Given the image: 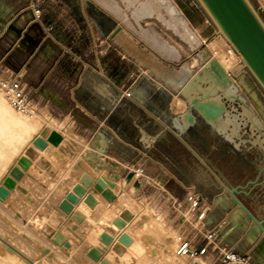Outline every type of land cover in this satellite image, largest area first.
Instances as JSON below:
<instances>
[{
  "label": "crops",
  "instance_id": "0c3cea01",
  "mask_svg": "<svg viewBox=\"0 0 264 264\" xmlns=\"http://www.w3.org/2000/svg\"><path fill=\"white\" fill-rule=\"evenodd\" d=\"M17 1L0 0V71L20 75L36 112L19 116L0 104V164L8 157L9 167L15 165L22 150L46 129L48 145L33 157L46 175L57 173L46 159L57 154L60 165L87 164L117 180H126L142 166L139 192L145 197L155 188L158 195L161 190L172 191L174 201L188 206V191L194 189L211 202L202 237L191 240L193 247L201 248L204 231L216 228L221 247L247 253L255 263L264 264V233L228 189L237 187L240 200L264 220V137L256 128L257 122L264 130V102L247 67L227 71L243 102L230 98L229 88L217 85L212 72L205 70L213 56L197 66L194 53L182 55L178 43L165 38L156 54L144 41L138 48L124 31L116 36L122 27L117 19L107 13L114 20L107 29L94 12L102 10L85 0H77L76 6L69 0H30L41 7L39 18L30 3L20 6ZM152 6L146 13L153 15L145 17L155 16L178 33L177 20ZM197 13L204 16L200 25L211 26L196 0H189L186 10H177L192 25ZM167 44L178 53H168ZM151 57L177 74L160 72ZM185 65L192 70L182 85H176ZM125 89L131 91L130 97L124 95ZM194 97L220 98L224 111L211 122L193 110L190 122L186 114ZM37 126L39 132L30 134ZM53 133L56 144L48 140ZM201 257L209 264H223L220 251L212 247Z\"/></svg>",
  "mask_w": 264,
  "mask_h": 264
},
{
  "label": "rangeland",
  "instance_id": "374dc122",
  "mask_svg": "<svg viewBox=\"0 0 264 264\" xmlns=\"http://www.w3.org/2000/svg\"><path fill=\"white\" fill-rule=\"evenodd\" d=\"M18 1H20V3ZM18 1L17 3H19L20 6L21 5L23 6L24 4H26V2H28V4L30 3V0H18ZM69 1L71 2V4L75 6L78 5L77 0H69ZM116 1L119 3L121 11L125 12L128 15L129 22L128 20L126 21L123 14L122 16L114 12H111L112 13L111 14L110 11L107 10L106 7L98 0H85L86 5L100 8L102 11H105L110 16L117 19L122 26L121 30L124 31L129 38H131L133 44H135L136 47L138 48L141 45V42L144 41L145 44L148 45V47L145 45L144 47H147L148 48L147 50L150 53L156 54V52L158 51L157 49L162 47V43L164 41L163 39L165 38L168 39L171 44H175V42H177L178 44L175 45L180 50L182 55L188 53H194L195 57L197 58V60H195L197 66L200 65L201 59L213 56V52L216 55V57H218L224 62V66L226 70L230 69L231 71L236 72L240 67L239 65L243 64L237 52L229 44L230 42L228 43L227 40L224 38V36L218 32L216 25L213 23V21L210 18L209 19L211 21V26L205 28L204 25H200L201 20L204 18L203 15L197 13L196 20L194 19V21H192L193 22L192 25L187 23L188 20H184L183 18L181 19V15L176 13L177 14L176 19L178 20L177 22L180 30L177 29L175 30L179 33L178 34L171 28L167 27V25H165L161 20H159L155 16L143 17L142 19H140V23H139L135 19V16L133 14L135 10L134 5L129 4L125 0H116ZM139 1H146V0H137L136 2L139 3ZM151 1L154 4L156 3V0H151ZM251 1L256 8L262 9L261 15L264 19V0H251ZM164 2L166 5H169L171 3L172 5L174 4L173 6H175L176 9L179 11L181 9L186 10L189 6V0H165ZM196 3L199 7H202L201 4L198 2V0H196ZM202 9L205 13L203 7ZM161 11L163 15L166 16L167 18L171 17L165 5L161 7ZM136 22L139 24H137ZM185 26L188 28L187 30H189L191 33L185 29ZM152 31H154V33ZM154 34L155 36H158V41L153 40ZM204 49H206L207 52H205ZM203 50L204 53H202ZM177 64H182V61L178 62ZM246 70L249 71L247 68ZM256 84H258L257 81ZM257 86L259 87L258 93H261L262 101L264 102V90L259 84ZM0 104L5 110L10 109L12 112L16 113L19 116L24 115V113H21L18 110H16L11 105L9 100L6 99L5 96L3 97L1 93H0ZM34 115L35 113H33L32 115L25 114L24 116L29 117ZM0 134L1 135L3 134L2 127H0ZM31 156L34 157V155ZM2 158L3 157L1 155L0 162L3 161ZM46 159L52 164L53 170L57 171V173L46 175L43 171L44 168L39 163H37V166L34 167L35 170L32 171V169L34 168L30 170L27 176L21 181L20 185L18 186V188L16 189L10 200L6 202L0 201V219L3 218L6 221V222L4 221L6 224L4 222H0V231H1L0 233L2 235L6 234L7 238L10 241L13 240L12 242L14 243L16 242L17 245H21L22 249L23 246H26L29 241L30 243L32 242L31 246L28 245V248L27 247L24 248H27V250L29 249V251L32 249L30 251L32 254L35 251L36 253L35 252L34 253L37 256H35L34 258L36 259V261L37 259H39L38 261H42L43 259V261L40 262L42 264H47V263L53 264V262L54 264L57 263L58 264H95V262L87 255L86 250L90 247V244L88 243V237L93 232L96 231L97 226L92 227V223L88 221L80 227L81 229L79 231H76V228L70 227L69 224L67 226L68 223L67 220L64 221V219H67V216L62 215L59 212L58 209L59 205H57L59 203L57 201H59L64 194L61 191H59L55 187V185L61 181L62 179L61 175L65 174L63 172L66 170H70L71 167L67 165L65 166L60 165L61 159L58 154L55 158H51L48 156ZM44 177L48 181L45 180ZM127 177L128 175L126 176V180L120 179L121 184L119 183V185H117V189H118L116 190L117 193L115 192L114 197L111 199V202H115L114 200H116V197L118 196V201L115 203L118 204V202H122V204H124V205H120L119 207L121 208L120 210H124L125 212H128L130 216L135 214L134 220L136 221H134L135 224L133 225L135 227L134 233L136 234V238L143 245L142 252L150 251L151 256L154 258L155 261L157 259H162L167 257V256H161L164 254L163 252L168 253L166 254L168 256L173 254V252H176L180 244V237L188 238L192 240V242L193 239L194 241L201 239L202 237L201 230L204 227L203 226L204 224L203 223L198 224L194 222V217H195L194 211L191 210L189 206L178 204L176 201H174V199L172 198L173 196L172 191H169L167 193V191L161 190L160 191L161 195L160 194L158 195L156 193L157 189L155 188L148 193L149 197H145L147 195H143L142 193L137 192L135 188H131L129 191V198H126L124 200L121 197H119V192L122 189V186L123 188H126L129 185H131L130 184L131 182H127ZM50 182H54V183H50ZM45 186L48 188V190ZM44 187L46 188L47 191L44 189ZM51 190H55L58 194L54 195L53 193L55 191L53 192ZM45 191L46 193H44ZM53 200L55 201L53 202ZM53 204H55L56 210H54ZM144 205L146 206L147 210L143 212V210L140 209ZM115 209L118 208L115 207ZM116 212L117 211L114 210V213ZM50 214L53 216H51ZM48 216L51 219L48 218ZM53 217L56 218V221L55 218L53 219ZM145 218L147 219L150 218V219L149 221H147L144 220ZM45 220L47 223L46 225L43 226V224H45L44 223ZM52 220L54 221V224L51 222ZM139 223L141 225H139ZM63 224H66L64 225L65 228H63ZM56 225H58V227ZM188 225L190 226L188 227ZM52 227L54 228L53 230ZM40 228L42 229L44 228L45 230L46 229L47 230L45 231L43 229L44 230L43 231ZM63 229L65 231H62ZM88 230H90V233L89 235L85 236L84 234L88 232ZM47 231L50 232V234ZM26 240H28V242ZM2 246L3 245L0 244V264H16L14 262H19V261L20 262L17 264H21V261L23 260L19 259L18 261L16 257H12L11 261H9L6 256V252L8 251L4 246L3 247ZM33 249L35 250L33 251ZM163 249H165L166 251L169 250V252H166L165 250L163 251ZM113 250L114 249L111 250L112 252L109 251L108 253H106L104 261L100 262V264H136L139 260L142 259V255L136 250L130 251V249H123V248L119 250H114V251ZM110 253L111 255H108ZM35 254H33V256ZM109 256H111L112 259L107 260ZM44 257L45 258L47 257V259H45V261L47 260L45 263H43ZM184 257L185 258L180 257L181 258L179 260L180 263L185 262L189 258L187 255H184ZM196 258L203 259L204 257L202 258L201 256H198ZM204 259L207 261L206 258ZM24 264L26 263L24 262ZM140 264H145V263L141 262Z\"/></svg>",
  "mask_w": 264,
  "mask_h": 264
},
{
  "label": "water",
  "instance_id": "95a60500",
  "mask_svg": "<svg viewBox=\"0 0 264 264\" xmlns=\"http://www.w3.org/2000/svg\"><path fill=\"white\" fill-rule=\"evenodd\" d=\"M198 2L216 25L218 32L241 55L245 66L264 90V19L261 15L262 9L256 8L251 0H198ZM94 12L98 17V21L102 22L107 29L114 24V20L107 13L98 9H95ZM205 70L212 72L213 80H215L217 85L223 88H229L230 98H238L244 102L241 97L236 95L234 80L218 59L212 57ZM190 102L191 106L188 108L186 114L190 122L194 121L193 110L198 111L207 120L215 122L225 108V103L224 101L221 102L220 98L200 100L198 97H194ZM256 128L264 137V130L257 122ZM33 143L41 149H44L48 145V141L41 136L36 137ZM31 163V159L26 156L18 159V165L12 167L10 171L11 175L5 178L3 185H0L1 199H6L9 196L11 190L16 187L17 180L22 178L24 171L30 167ZM133 176L134 174L131 172L128 174L127 179L129 180ZM93 182L94 179L88 173H84L80 178V182L74 185L72 190L59 203L60 208L65 212H73V217L77 221H81L84 218V214L79 210H74L75 204L79 203L83 197L85 202L91 207L97 203V199L93 193H87V187L91 186ZM228 189L238 206L264 233V220L256 217L240 200L237 195L239 189L237 187H230ZM114 223L119 227L126 225L122 217H117ZM101 240L106 244H111L114 237L108 232H103L101 234ZM119 240L126 245L132 242V238L125 232L119 236ZM88 255L98 260L102 256V252L96 247H91ZM192 264L200 263L195 261Z\"/></svg>",
  "mask_w": 264,
  "mask_h": 264
},
{
  "label": "bare ground",
  "instance_id": "6f19581e",
  "mask_svg": "<svg viewBox=\"0 0 264 264\" xmlns=\"http://www.w3.org/2000/svg\"><path fill=\"white\" fill-rule=\"evenodd\" d=\"M99 2H102L104 5H105V7H106V9L107 10H109L110 11V13L111 12H114V13H116V14H118V15H121L122 16V14H123V16H124V18L126 19V21L128 20V15L125 13V12H122L121 11V8H120V5H119V3L116 1V0H98ZM125 1H127L129 4H131V5H134L135 6V10H134V16H135V19L140 23V19L141 18H143V17H145V16H152L153 14H150V13H146V8H148L149 9V7H153L152 6V4H153V2L151 1V0H146V1H139V3L138 2H136L137 0H125ZM165 0H156V6H157V8L158 9H161V7L163 6V5H165V7L167 8V11H168V13H170V15H171V17H173V18H175L176 19V13H177V9H176V7L175 6H173L172 5V3L171 4H169V5H166L165 4V2H164ZM138 3V4H137ZM152 10V9H151ZM154 10V9H153ZM148 12V11H147ZM112 14V13H111ZM179 16V15H178ZM177 20V19H176ZM178 21V20H177ZM128 22H129V20H128ZM137 23V22H136ZM139 23H137V24H139ZM180 24V23H179ZM139 26V25H138ZM132 27V26H131ZM142 27V26H141ZM133 28H135V27H133ZM132 28V29H133ZM122 29V28H121ZM119 30L117 33H116V36L118 35V34H120V33H122V30ZM148 29V28H147ZM152 29V28H151ZM185 29L187 30L188 28L185 26ZM136 30V29H135ZM154 30V29H153ZM178 30V29H177ZM187 31H189V30H187ZM148 32V31H147ZM153 33H154V31H152ZM159 34V33H158ZM147 35V34H146ZM157 35V34H156ZM154 39L153 40H157L158 41V36H155V34H154ZM151 38V37H150ZM147 39V38H146ZM184 39V38H183ZM196 41V40H195ZM154 42V41H153ZM197 42V41H196ZM195 42V43H196ZM228 42V41H227ZM159 43V42H158ZM162 43V42H161ZM167 42H165V44H166ZM229 43V42H228ZM155 44V43H154ZM162 44H164V43H162ZM197 44V43H196ZM230 45H231V43H229ZM156 45V44H155ZM159 45V44H158ZM161 46V45H160ZM166 46V49H167V52L168 53H172L173 51L174 52H177V49L176 48H174L173 46H169V47H167L168 46V44L167 45H165ZM164 46V47H165ZM232 46V45H231ZM233 47V46H232ZM152 48V47H151ZM153 49V48H152ZM234 49V48H233ZM154 50V49H153ZM163 50H165V49H163ZM205 50V52H207V50L206 49H204ZM204 50H203V52L202 53H204ZM210 50V49H209ZM235 50V49H234ZM213 52V51H212ZM178 53V52H177ZM159 54V53H158ZM163 54V53H162ZM237 54L239 55V57L241 58V55L237 52ZM160 55V54H159ZM172 55V54H171ZM174 55V54H173ZM176 55V54H175ZM178 55V54H177ZM201 55H203V54H201ZM168 56V55H167ZM177 57V56H176ZM201 57V56H200ZM213 57H215L216 59H218V61L221 63V65L225 68V66H224V62L221 60V59H219L218 57H216V55L214 54V52H213ZM175 58V57H174ZM210 58V57H209ZM151 60L153 61V64H154V66L160 71V72H166V73H176V72H174V71H172L171 70V68L170 67H166V66H164V65H161L162 63H158L153 57H151ZM241 60H242V58H241ZM242 62H243V65H245V63H244V61L242 60ZM189 67V66H188ZM186 65L185 66H182L181 68H180V71H178V73L181 75V77L180 78H178V79H176L175 80V83H176V85H177V83L178 84H180V85H182V83H183V81L186 79V77L189 75V73H190V70H192V69H189ZM226 69V68H225ZM228 71V70H227ZM177 74V73H176ZM191 78V77H190ZM170 81H173V79L171 78L170 79ZM174 82V81H173ZM185 82V81H184ZM0 93H1V95L4 97L5 96V98L6 99H8V97L6 96V94L3 92V91H1L0 90ZM9 100V99H8ZM180 101V100H179ZM10 102V101H9ZM11 103V102H10ZM12 105V104H11ZM182 105V104H181ZM13 106V105H12ZM22 113V112H21ZM24 114H29V115H32V114H30V113H24ZM29 134V133H28ZM30 134H31V132H30ZM45 135H46V129L45 130H43L42 131V133L39 135V136H41V137H45ZM36 138V137H35ZM34 138V139H35ZM33 139V140H34ZM33 140H32V142H30L31 144H29V145H27L26 143V147H25V149L24 150H22V152H23V155L22 156H26V157H28L29 159H31V161H32V163H31V165H30V167L27 169V170H25L24 171V175L22 176V178H20V179H18L17 180V184H16V187L13 189V190H11V192H10V194H9V196L6 198V199H1L0 198V201H2V202H6V201H8V200H10V198L13 196V194H14V192L16 191V189L18 188V186L20 185V183H21V181L24 179V177H26V174H28V173H26V171L28 172L29 170H31L32 168H34L35 167V165H36V160L37 159H33V157L31 156V155H35L34 153L38 150V149H40L41 151L42 150H44V149H41V148H39L38 146H36L34 143H33ZM48 140L49 141H52L54 144H56V142H58V137L53 133V134H49L48 135ZM27 142V141H26ZM24 145V144H23ZM52 146V145H51ZM87 146V145H86ZM48 152V151H47ZM37 153V152H36ZM43 153V152H42ZM42 153H41V155H42ZM45 154H48V153H46L45 152ZM22 156H19V158L20 157H22ZM18 157V156H17ZM46 157V156H45ZM19 158H17V161H16V163H15V165H18V159ZM44 157H42V159H43ZM41 160V159H40ZM38 161H39V159H38ZM15 162V161H14ZM85 162V161H84ZM83 162V163H84ZM82 163V164H83ZM40 164V163H39ZM14 164H13V166H11V168L9 167V169H8V174L5 176V178L7 177V176H9V175H11L10 174V171H11V169H12V167H14L15 166ZM79 165H80V163L78 164V162L76 163L75 162V164L73 165V166H71V168H70V170H66L67 172L65 173V174H63V175H61L62 176V179H61V181L58 183V184H54L55 185V187L59 190V191H61L64 195L60 198V200L59 201H57V202H61L64 198H65V196H66V194L69 192V191H71L72 190V188L74 187V185H76L77 183H79L80 182V178L82 177V173H88L93 179H94V182H93V184L91 185V186H89V187H87V193H93V195L96 197V199H97V203L95 204V206H93V207H91L88 203H86L85 202V200H84V197L80 200V202L79 203H77V204H75V207H74V210H79V205H80V203L81 202H83L87 207H88V209H89V211H88V213L87 214H85V213H83L84 214V218L81 220V221H77L74 217H73V212H71V213H67V212H65L62 208H60V206H58V209H59V212L62 214V215H66L67 216V219H64V221L65 220H67V226H68V224H69V226L70 227H74V228H76V231H79L81 228V226L82 225H84L86 222H88V221H90L91 223H92V227L93 226H99L101 229H103V231L101 232V234L103 233V232H108L109 234H111L113 237H114V240H113V242L111 243V244H106V243H104L102 240H101V235H100V237H99V239H100V241H101V243L103 244V247L102 248H98L101 252H102V256L100 257V259H98V260H96V259H94V258H92L90 255H88V251L90 250V248L92 247L91 245H90V247L86 250L87 251V255L95 262V264H100V262H102V261H104V259H105V255H106V253H108L109 251H111L112 249H114V250H119V249H121V248H123V249H130V251H133V249H134V245H136V244H139V248L138 249H136V251L137 252H139L141 255H142V261L141 260H139L136 264H140L141 262H144L145 264H170V262H171V264H192L193 262H199L200 264H207L206 263V261L204 260V259H200V258H193L192 259V261H188V260H186L185 262H182V263H180V259L181 258H185L184 257V255H181V254H178L177 253V251L176 252H173V254H171L170 256H168V255H166V254H168V253H165V252H163L164 254L163 255H161V256H167L166 258H162V259H157V260H155L154 261V258L151 256V252L150 251H146V252H142L143 251V245L141 244V242L136 238V234L134 233V221H136V220H134V218H135V214L134 215H129L128 214V212H125L124 210H120L121 208H119L120 207V205H124V204H122V202H118V204H116L115 202H117L118 201V196L116 197V200H114L115 202H111V199L114 197V194H115V192L117 193V191L116 190H118L117 189V185H119V183L121 184V180L120 179H115L116 177H114V176H111V178H109L108 176H106V174H104V172L103 171H101L100 170V172L99 171H97V169H94L92 166H90V165H87L86 164V167L84 168V166L85 165H83V167H79ZM37 166V165H36ZM82 168H83V170H82ZM96 168V167H95ZM33 170H35V168L34 169H32V171ZM106 171V170H105ZM108 171V170H107ZM26 173V174H25ZM101 173H103V175L102 176H99V175H101ZM106 173V172H105ZM99 176L98 178L97 177H95V176ZM107 175H108V173H107ZM60 177V176H59ZM5 178L3 179V181H1L0 182V185H3L4 184V180H5ZM61 178V177H60ZM120 178V177H119ZM44 179H45V177H44ZM45 180H47V179H45ZM60 180V179H59ZM48 181V180H47ZM58 182V181H57ZM57 182H55V183H57ZM127 182H131L130 184L131 185H129L128 187H126V188H123V186H122V189L120 190V192H119V197H121L122 199H126V198H129V191H130V189L131 188H135L136 189V191L137 192H139L140 191V188H141V180H140V178L139 177H136V178H134V177H132L131 179H127ZM49 183V182H48ZM50 183H54V182H50ZM123 184H124V182H123ZM129 184V183H128ZM54 185H53V187H54ZM48 186V185H47ZM46 187V186H45ZM44 187V189L46 190V188ZM51 187V186H50ZM49 187V188H50ZM55 187H54V189H55ZM47 190H48V188H47ZM46 190V191H47ZM44 191V190H43ZM46 191L44 192V193H46ZM51 191H55V190H51ZM56 192V191H55ZM53 193L54 195L55 194H58L57 192L56 193ZM53 195V196H54ZM59 195H61V194H59ZM58 195V196H59ZM45 200V199H44ZM55 200H53V202H54ZM110 201V202H109ZM52 202V203H53ZM109 202V203H108ZM52 203H50V204H52ZM56 203V202H55ZM59 203L57 204V205H59ZM47 204V203H46ZM114 205H115V207L116 208H118V209H115V207H114ZM45 206V205H44ZM50 206H52V205H50ZM48 207V206H47ZM53 207H54V210H56L55 209V204H53ZM18 209V208H17ZM52 209V208H51ZM21 210V209H20ZM73 210V211H74ZM114 210H116L118 213H119V215H116V216H114L113 217V219L111 220V221H109V222H107V223H103V224H101L100 223V221H102V220H104L107 216H109V215H112L113 213H114ZM140 210H143V212L144 211H146L147 210V208H146V206L144 205V206H142L141 207V209ZM51 211V210H50ZM80 211V210H79ZM54 212V211H53ZM142 212V211H141ZM52 214V213H51ZM50 214V215H51ZM138 214V213H137ZM136 214V215H137ZM58 215V214H57ZM149 215V214H148ZM51 216H53V215H51ZM54 216H55V214H54ZM60 216V215H59ZM63 217V216H62ZM117 217H122L124 220H125V222H126V225L124 226V227H119L118 225H116L115 223H114V220L117 218ZM150 217V216H149ZM9 218V217H8ZM48 218H50L49 216H48ZM55 217H53V219H54ZM64 218V217H63ZM137 218V217H136ZM152 218H154V217H152ZM7 219V218H6ZM51 219V218H50ZM49 219V220H50ZM149 219L150 218H145L144 220H147V221H149ZM61 220V219H60ZM5 220L3 219V218H1L0 219V222H4ZM47 221H48V219H47ZM55 221H56V218H55ZM6 222V221H5ZM4 222V223H5ZM53 224H54V221L52 220L51 221ZM145 222V221H144ZM45 224H43V226L44 225H46V220H45V222H44ZM51 223V224H52ZM59 223V222H58ZM60 223H61V221H60ZM59 223V224H60ZM6 224V223H5ZM4 225V224H3ZM15 225V224H14ZM64 225H66V224H63V228H65L64 227ZM139 225H141L140 223H139ZM143 225V224H142ZM57 227H58V225H56ZM56 227V228H57ZM139 227V226H138ZM137 227V228H138ZM46 228V227H45ZM69 228V227H68ZM40 229H42V228H40ZM44 229V228H43ZM42 229V230H43ZM54 228L52 227V230H53ZM67 229V228H66ZM139 229V228H138ZM137 229V230H138ZM45 230V229H44ZM43 230V231H44ZM47 230V229H46ZM45 230V231H46ZM92 230V229H91ZM50 231V230H49ZM56 231V230H55ZM54 231V232H55ZM62 231H65L64 229L62 230ZM1 232V231H0ZM48 232V231H47ZM127 233L131 238H132V242L129 244V245H126V244H124V243H122L120 240H119V236L122 234V233ZM137 232V231H136ZM49 234H50V232H48ZM89 233H90V230H88V232H86L84 235L85 236H87V235H89ZM175 233V232H174ZM65 234V233H64ZM45 235V234H44ZM52 235V234H51ZM66 235H68V234H66ZM48 236V235H47ZM117 236H118V239H117ZM174 237V236H173ZM50 239V238H49ZM48 240V239H47ZM13 241V240H12ZM12 241H10L8 238H7V236H6V234H1L0 233V244L1 245H3L5 248H6V250L8 251V252H6V256H7V258H8V260L9 261H11V258L12 257H16L17 259H18V261H19V259L21 260H23L26 264H42V263H40V262H42L43 261V259H42V261H38L39 259H37V261H36V259L34 258L35 256H37L35 253V249H33V251L35 252H33V254H35L34 256H33V254L29 251V249L27 250V248H28V245L29 246H31V243H30V241L28 242V240H26L27 242H28V244L26 245V246H23V249L21 248V245H17V243L15 244L14 242H12ZM16 241V240H15ZM67 241V240H66ZM24 243H25V241H24ZM30 243V244H29ZM25 245V244H24ZM33 245V244H32ZM55 245H56V243H55ZM2 246V247H3ZM34 246V245H33ZM58 246V245H57ZM24 247H27V248H24ZM61 247V246H60ZM4 248V249H5ZM113 250V251H114ZM165 249H163V251H164ZM166 251V250H165ZM39 252V251H38ZM112 252V251H111ZM166 252H169V250H167ZM143 253V254H142ZM116 254V253H115ZM161 254H162V251H161ZM108 255H111V253L110 254H108ZM107 255V256H108ZM119 256V255H118ZM160 256V255H159ZM188 256V255H187ZM5 257V256H4ZM51 257V256H50ZM124 257V256H123ZM181 257V258H180ZM189 257V256H188ZM6 258V257H5ZM190 258V257H189ZM45 259H47V257L45 258L44 257V262L43 263H45L46 261H45ZM48 260H49V258H48ZM51 260V259H50ZM107 260H108V258H107ZM4 261V260H3ZM23 261H21V264H22V262ZM54 261H55V259H54ZM56 261H57V259H56ZM14 262V261H13ZM20 262V261H19ZM19 262H14V263H19ZM24 262H23V264H24ZM49 262V261H48ZM6 263H7V261H6ZM56 263V262H55ZM104 263H106V262H104ZM48 264V263H47ZM52 264V263H51ZM53 264H54V262H53ZM58 264V263H57Z\"/></svg>",
  "mask_w": 264,
  "mask_h": 264
},
{
  "label": "built area",
  "instance_id": "2783aa9c",
  "mask_svg": "<svg viewBox=\"0 0 264 264\" xmlns=\"http://www.w3.org/2000/svg\"><path fill=\"white\" fill-rule=\"evenodd\" d=\"M29 6L34 11L36 18H39L42 14V9L38 3L32 1ZM0 90L6 94L13 107L19 112L30 114L36 112L30 91L20 75L0 71ZM123 93L128 97L132 95L128 89H125ZM132 173L134 174L133 177H142L145 171L142 166H139ZM187 200L188 206L194 211V222L198 224L204 223L207 212L212 208L211 202L194 189L188 191ZM203 236L205 243L201 248L193 247L190 239L180 237L177 253L188 255L190 258H196L207 253L208 249L212 247L220 251L223 264H258L247 253H242L228 247H221L217 241L216 228L205 230Z\"/></svg>",
  "mask_w": 264,
  "mask_h": 264
},
{
  "label": "clouds",
  "instance_id": "9594fccd",
  "mask_svg": "<svg viewBox=\"0 0 264 264\" xmlns=\"http://www.w3.org/2000/svg\"><path fill=\"white\" fill-rule=\"evenodd\" d=\"M30 132L32 134H36L39 132V126L34 127L30 130ZM29 139L31 138V136L28 137ZM11 163V159L6 157L4 159V162L2 164H0V181H3V179L5 178V176L8 174V169H9V164ZM127 207V205H126ZM79 210L85 214L88 213L89 209L88 207L81 202L79 205ZM119 215L118 212L113 213L112 215L107 216L104 220L100 221L101 224L103 223H107L109 221H111L113 219L114 216ZM103 231V229H101L99 226H97V229L95 232H93L89 237H88V243L92 246V247H96V248H102L103 244L101 243L99 237L101 235V232ZM118 239V236H117ZM139 248V244L134 245V249L136 250ZM108 259H112L111 256L108 257Z\"/></svg>",
  "mask_w": 264,
  "mask_h": 264
},
{
  "label": "snow or ice",
  "instance_id": "6c2138e0",
  "mask_svg": "<svg viewBox=\"0 0 264 264\" xmlns=\"http://www.w3.org/2000/svg\"><path fill=\"white\" fill-rule=\"evenodd\" d=\"M2 148H3V145H0V150H2Z\"/></svg>",
  "mask_w": 264,
  "mask_h": 264
}]
</instances>
